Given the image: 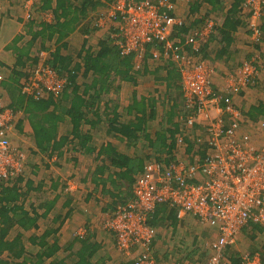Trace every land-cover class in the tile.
I'll return each instance as SVG.
<instances>
[{
	"label": "crops",
	"instance_id": "1",
	"mask_svg": "<svg viewBox=\"0 0 264 264\" xmlns=\"http://www.w3.org/2000/svg\"><path fill=\"white\" fill-rule=\"evenodd\" d=\"M57 1L35 0L26 12L22 0H0V74L3 76L0 94L6 107L11 108L12 92L7 83L10 84L20 64L23 70L29 69L31 59L36 54L37 62L32 68L41 65L51 68L45 61H48L56 46L55 35L50 39L45 37V41H42L44 32L41 31L40 21L49 24L54 22L53 10ZM67 1L75 7L85 2H90L92 6L86 7L84 14L78 16L76 29L64 40L65 48L61 49L64 56L67 55L73 63L81 65V58L85 54L83 49L95 50L100 40H108L118 49L114 36L120 19L117 13L114 16L108 14L112 0ZM244 1L187 0L174 3L171 14L183 17L186 36L179 37V30L183 27L174 29L173 53L170 52L168 58L162 57L157 61L153 59L154 50L163 52L159 44H153L154 47L147 45L141 59L135 55L130 56L133 83H121L117 92L111 91L96 104L100 107L99 114L88 115L91 124L80 126L81 135L90 138L86 142L74 137L70 120L64 117V121L57 127L58 137L67 139L64 147L59 153L41 155L34 145L33 131L26 115L21 111L15 112L13 128L16 137H27L34 159L27 161L23 173L10 181L0 182V191L13 188L18 194L14 202L19 208L18 214L26 213L30 218L38 219L26 231L20 225H15L6 235V241L19 237L24 256L34 260L44 251L38 245V240L46 233L45 244L49 246L56 240L58 251L51 257H42L43 264L55 259H63L67 264H72L75 259L69 248L77 251L82 241L98 245L96 254L91 258L92 262L131 264L132 258L141 250H134L130 255L121 250L111 223L118 208L132 200L135 179L143 173L146 163L151 161L167 166L180 162L190 163L194 158L203 157L199 152L205 148L198 142L203 140L202 127L197 123L190 127L185 122L190 114L184 106L179 72L178 58L182 52L189 51L186 41L190 32L200 28L207 19L214 22L215 29L207 43H202L200 55L214 72L212 89L217 94L229 96L225 78L228 74H234L241 64L253 56L261 57L264 62V43L254 44L246 28L248 15L243 11ZM233 8L235 13H229ZM45 13H50L52 17L40 20ZM259 22L264 33V14ZM41 41L43 44H40ZM258 79L254 84L239 88L232 96V101L243 116L240 133L252 137L256 144L262 140L260 123L264 122V77ZM83 81L77 79V84ZM45 97L51 96L47 93ZM134 99L137 105L142 101V111L132 105ZM130 105L132 109L128 110ZM104 110L106 113L102 114ZM116 115L118 121L113 122ZM123 126L125 134L121 133ZM199 136H202L201 139ZM155 210L149 216L148 224L155 232L150 253L156 260L160 262L174 253L177 259L174 263L194 264L197 261L195 264H198L205 260L204 264H208L212 254L211 245L216 241L215 229L203 226L189 216L179 219L176 209L166 204L159 205ZM185 224L187 226L183 227ZM193 226L198 227V230ZM251 227L245 228L240 237L245 235L248 245L253 246H249V250L242 252L239 258L249 254L258 257L262 263L264 238L262 233L258 234ZM33 238L36 240L34 244L31 242ZM259 238L263 240L262 244L256 243ZM200 242L206 246V252L199 254L201 259L193 257L195 251L191 252V248L187 249L189 245ZM196 251L199 253L198 249ZM224 254L221 264H225ZM8 255L10 253L5 247L0 249V260H8ZM227 261L229 264V257ZM164 262L161 264H168Z\"/></svg>",
	"mask_w": 264,
	"mask_h": 264
},
{
	"label": "built area",
	"instance_id": "2",
	"mask_svg": "<svg viewBox=\"0 0 264 264\" xmlns=\"http://www.w3.org/2000/svg\"><path fill=\"white\" fill-rule=\"evenodd\" d=\"M22 1L26 12L35 3V0ZM185 1L112 0L108 14L117 13L120 19L114 36L120 55L141 59L147 45L159 44L163 52L154 50L153 59L168 58L173 53L174 29L185 24L182 17L170 10L174 3ZM243 11L248 15L246 28L251 41L263 45L259 20L264 14V0H245ZM49 14H43V19L51 18ZM214 29V22L207 19L200 28L192 30L186 41L189 51L178 58L184 106L190 114L185 122L190 127L193 123L202 127L203 140L198 142L204 145L203 157L167 166L155 161L146 163L133 183L132 200L120 206L112 220L118 247L127 255L141 250L132 264H158L150 253L155 232L148 220L161 204L174 207L181 220L189 216L215 229L216 241L211 245L208 264H221L224 252L236 244L249 224L264 228V122L260 123L262 140L256 144L252 137L240 133L243 116L232 101L239 88L255 83L260 60L253 56L234 74L226 76L229 96L214 92L213 70L200 55L202 43H207ZM64 82V76L41 65L23 81L21 91L35 99L47 93L56 96ZM15 115L3 104L0 94V182L23 173L27 163L26 154L9 137ZM240 260V264H261L258 257L249 254Z\"/></svg>",
	"mask_w": 264,
	"mask_h": 264
},
{
	"label": "trees",
	"instance_id": "3",
	"mask_svg": "<svg viewBox=\"0 0 264 264\" xmlns=\"http://www.w3.org/2000/svg\"><path fill=\"white\" fill-rule=\"evenodd\" d=\"M81 5L75 7L72 3H68L67 0H59L56 3L55 10H53L55 17L54 22L49 24L40 21L41 31L44 32L42 41H45V37L50 39L55 35L56 42L53 52L45 63L48 62L50 67L56 71L59 76L62 75L66 78V82H64L58 94L54 96L49 93L51 97H45L47 96L45 95L43 98L35 99L22 93L21 87L23 81H26L35 69L32 67H34L37 62L36 54L31 59L32 65L28 67L29 69L23 70L20 64L19 70L13 73L14 77L10 80V84L7 83L9 91L10 89L12 91L10 92L11 108H7L13 113L21 111L26 115L28 124L33 131L34 145L37 152L41 155H49L54 152L59 153L64 147L67 139L65 137H58L57 135V127L64 121V117L69 118L74 137H77L81 142L88 141L90 138L87 135H81L80 126L83 124H91V121H88V115L92 116L99 114L98 109L100 107L96 106V104L103 96L108 95L111 91L117 92L120 89L121 83L125 81L133 83L130 73L131 57L121 56L119 50L108 40L98 41L95 50L84 48L83 51L85 54L81 58V65L73 63L70 57L67 55L64 56V53L62 54L61 49L64 50L65 48L64 40L76 29L78 25V16L84 14L86 7H89V5L92 6L90 2L89 4L85 2ZM81 8L83 10H80ZM56 11H60V13L57 14ZM235 11L236 10L233 8L229 13L234 14ZM42 19L43 17H41L40 20ZM227 24H229L228 21ZM229 26L232 27L233 25ZM186 31L184 27L181 28L179 30V37L184 38L187 33ZM42 41L40 44H43ZM40 48L43 49L42 46ZM39 50L36 52L39 53ZM19 55L21 56L22 53ZM50 57L52 58L51 60H49ZM259 60L261 67L258 68V78H260V76L264 77V62H262L263 59L261 57H259ZM241 66L242 64L239 68ZM258 78L256 81L259 80ZM77 79H83L85 81L81 82V84H77ZM2 81L3 76L1 82ZM135 99L132 105L134 104L136 109L139 108V110L142 111V101H139L140 104L137 105ZM95 108L96 110H94ZM104 109H106V106H104ZM127 109H132V106H128ZM105 113L106 111L104 110L102 114ZM116 121H118L117 115L114 116L113 119V122ZM121 129L123 131H121V133L125 134V127L123 126ZM110 151L113 150L110 149ZM107 152L108 150L106 153ZM199 153V155L203 156L204 150ZM122 160L120 162H122ZM121 167L122 165L119 164V168ZM0 193V249L5 247L10 253V255H8L9 259L0 260V264H43L44 261L42 257H51L58 251L56 240L48 246L44 242V238L47 236L45 233L38 240V245L41 249H44L42 252L43 256L39 255L34 260H30L27 256L25 257L23 254V246L19 243V237L17 238L16 236V238L10 242L6 241L5 238L15 225H20L23 227L24 231H26L29 230L31 226L35 225V221L38 218H30L26 213H22V215L18 214L19 208L14 203L18 199V194L13 188L1 189ZM248 226H252L251 230H255L258 234L262 233L264 238V228L252 224ZM35 241V238H33L31 242L34 244ZM72 249L73 248H69L73 254V259H75L74 262H71L72 264H104L103 261H91V258L98 250V245L91 244L88 241H82L77 251L74 252ZM261 256V264H264V249ZM132 261L133 258L131 264ZM156 262L161 264L158 260H156ZM196 262L197 261H195L194 264ZM240 262L241 260L236 254L229 256V264H240ZM48 264L67 263L63 259H55ZM198 264L204 263L199 261Z\"/></svg>",
	"mask_w": 264,
	"mask_h": 264
},
{
	"label": "rangeland",
	"instance_id": "4",
	"mask_svg": "<svg viewBox=\"0 0 264 264\" xmlns=\"http://www.w3.org/2000/svg\"><path fill=\"white\" fill-rule=\"evenodd\" d=\"M133 1L140 2V1H143V0H133ZM22 10H23V8H22ZM94 23L97 24L96 19H94ZM213 74H214V72H213ZM9 137H11L12 144L15 145L19 150L23 151L26 154V157H27L26 161H29V159L30 160L34 159L33 156H32V153H31L30 142L27 140V137H20V139L17 138L16 134H15V131H14V128L11 131V133L9 134ZM26 143H27V145H26ZM26 164H28V163H26ZM186 226H187V224L183 225V227H186ZM193 227H194L195 230H198L197 229L198 227H196V226H193ZM194 232L195 231H192V233H194ZM259 240H261V242H259ZM187 242H190V240L187 239ZM262 242H263V240L260 239V238L257 239V241H256V243H258V244H260V243L262 244ZM249 246H253V245L252 244L248 245L247 237H245V235H242L241 237L239 236L238 241L236 242V244L232 248L226 250V252L224 254V259H223L224 263L228 264L227 259L231 255L236 254L237 256L240 257L242 252H246V251L249 250V248H250ZM162 249L157 248V250H162ZM187 249H190L191 252L195 251L194 254L193 253H191V254H193V257H196V258H199V259H201L199 257V254H202L203 252H206V246H204V244H202V242H200L199 244H196V245H189V247H187ZM196 249L199 250V253L196 251ZM194 260H195V258H194ZM174 261H177V259H176V255L174 253H172V254L168 255L167 258H164L163 260H161L160 263L164 262V263H168V264L169 263L174 264ZM204 262H206V261L202 260V263H204Z\"/></svg>",
	"mask_w": 264,
	"mask_h": 264
}]
</instances>
